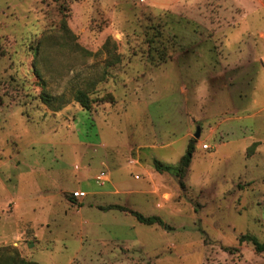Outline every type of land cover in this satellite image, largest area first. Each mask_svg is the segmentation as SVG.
<instances>
[{"label":"rangeland","instance_id":"obj_1","mask_svg":"<svg viewBox=\"0 0 264 264\" xmlns=\"http://www.w3.org/2000/svg\"><path fill=\"white\" fill-rule=\"evenodd\" d=\"M190 139L182 184L155 171ZM76 186L81 209L41 208ZM245 234L264 242V0H0V246L38 264H264Z\"/></svg>","mask_w":264,"mask_h":264},{"label":"trees","instance_id":"obj_2","mask_svg":"<svg viewBox=\"0 0 264 264\" xmlns=\"http://www.w3.org/2000/svg\"><path fill=\"white\" fill-rule=\"evenodd\" d=\"M62 23L64 24V28L66 30L67 27L65 26V20H62ZM112 61H110L108 64L110 65ZM35 75L39 77V74L37 71H34ZM75 100L85 109L90 108V101L88 98V90L86 89H78L75 94H74ZM41 99L44 104L49 106L50 108L54 110H58L62 105L61 103L56 105V102H62V97L59 96H53L49 93H46L44 90L41 92ZM194 139H190L186 150L184 154L180 157L177 165H168L164 164L161 161L154 159L153 160V165L155 169L158 172L162 171H170L173 172L180 180V183L182 184V177L184 176L193 156L194 152ZM122 210H127L123 207H118ZM130 214H132L137 221L143 224L147 225H152V224H159V225H164L162 219L159 216H145L137 211L130 210ZM250 241L256 250L262 251L264 249V242H259L258 239L249 234L242 235L240 237V241ZM229 250V249H228ZM0 264H38L36 261L31 260V259H26L23 256L20 255L19 251L11 246V245H6V246H0Z\"/></svg>","mask_w":264,"mask_h":264},{"label":"crops","instance_id":"obj_3","mask_svg":"<svg viewBox=\"0 0 264 264\" xmlns=\"http://www.w3.org/2000/svg\"><path fill=\"white\" fill-rule=\"evenodd\" d=\"M103 156H104V158H103L104 159V162L107 165H110L111 164L110 163V160H109L108 157H106V154L105 153H104ZM127 163H128V161H127ZM166 164H168V163H166ZM76 169H78V167ZM154 169H155V167H154ZM155 171H157V170L155 169ZM104 173H105V176H104V180L102 182H104V181L105 182L111 181V176H109L108 172H104ZM98 174H96L95 177ZM80 183H81V180H78L77 181V184H80ZM111 187H113V189H114L113 192L115 194H119L121 192L124 194V193H127V191L128 192L131 191V190H121V192H120V191H118L117 188L114 187L113 184H111ZM72 190H82V191H85L83 188H80L79 186H76V187L72 188ZM144 191H146V190L145 189H141V192L142 193ZM69 192H71V190L59 189L58 191L54 192V191H51V190H48V189H43L42 191L39 192V193H42V196H41V199H42V201H41V208L42 209H52L54 207L53 205L56 203V202H54V199H56V198L59 197V201H61V200L64 199L66 201V204H68L70 206H75V208H77V209H81L83 207L85 198L88 196V193L85 191L87 193V195L85 197H83V198H74L71 195H69L70 194ZM110 194H112V191L104 189V190H99V191L94 192L93 193V196L94 197H106V196H108ZM23 204H24V202L22 200H20L18 197H16V196L13 195V196H11V198H9L7 200V202H5L3 204L2 210L4 212H7V213L11 214V215L12 214H16V213L20 212L21 209H23ZM49 220H50L49 218L45 219V224L47 226L50 224V221Z\"/></svg>","mask_w":264,"mask_h":264},{"label":"built area","instance_id":"obj_4","mask_svg":"<svg viewBox=\"0 0 264 264\" xmlns=\"http://www.w3.org/2000/svg\"><path fill=\"white\" fill-rule=\"evenodd\" d=\"M205 148L207 147V145L204 146ZM104 176H105V173L103 171H101L96 177V181L98 182H102L104 180ZM72 197L74 198H83L86 196V192L85 191H82V190H74L72 191L71 193Z\"/></svg>","mask_w":264,"mask_h":264},{"label":"water","instance_id":"obj_5","mask_svg":"<svg viewBox=\"0 0 264 264\" xmlns=\"http://www.w3.org/2000/svg\"><path fill=\"white\" fill-rule=\"evenodd\" d=\"M199 135H200V128L199 127H197L196 128V131H195V133H194V137H199Z\"/></svg>","mask_w":264,"mask_h":264}]
</instances>
